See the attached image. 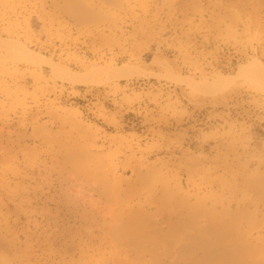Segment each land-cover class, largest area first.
I'll use <instances>...</instances> for the list:
<instances>
[{
  "label": "rangeland",
  "instance_id": "374dc122",
  "mask_svg": "<svg viewBox=\"0 0 264 264\" xmlns=\"http://www.w3.org/2000/svg\"><path fill=\"white\" fill-rule=\"evenodd\" d=\"M258 61L264 0H0V264H264Z\"/></svg>",
  "mask_w": 264,
  "mask_h": 264
},
{
  "label": "bare ground",
  "instance_id": "6f19581e",
  "mask_svg": "<svg viewBox=\"0 0 264 264\" xmlns=\"http://www.w3.org/2000/svg\"><path fill=\"white\" fill-rule=\"evenodd\" d=\"M128 67V66H127ZM126 66L125 67H123V69L124 68H126V69H124L125 71H122V72H120V73H118V76L119 75H121V74H125L126 72H128V71H126L127 69H129V67L127 68ZM120 71V70H119ZM58 72V71H57ZM242 72H244V73H248L249 75H251V79H253V81L254 82H256L258 85H260L261 87H263L264 88V65L261 63V62H256L255 64H247V65H245V66H243V70H242ZM59 73V72H58ZM95 73V72H94ZM67 75H69V76H71V77H77V75H75L74 73H72V72H68V73H66ZM86 75H84V76H87V73H85ZM89 74H91V72L89 73ZM78 75H80V74H78ZM82 75V74H81ZM82 75V76H83ZM78 77H80V76H78ZM88 78V77H87ZM90 105V104H89ZM137 219V218H136ZM135 222V221H134ZM142 223V222H141ZM134 224V223H133ZM135 224H136V222H135ZM127 226V225H126ZM125 226V227H126ZM134 226V225H133ZM120 227V226H119ZM129 227V226H128ZM123 228V227H122ZM127 228V227H126ZM125 228V229H126ZM134 228V227H133ZM133 228H132V230H133ZM129 229V228H128ZM127 229V230H128Z\"/></svg>",
  "mask_w": 264,
  "mask_h": 264
}]
</instances>
